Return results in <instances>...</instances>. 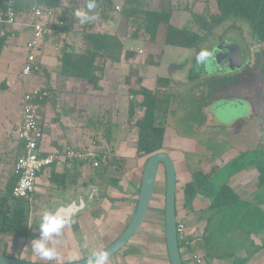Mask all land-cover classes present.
Wrapping results in <instances>:
<instances>
[{
	"label": "crops",
	"instance_id": "1",
	"mask_svg": "<svg viewBox=\"0 0 264 264\" xmlns=\"http://www.w3.org/2000/svg\"><path fill=\"white\" fill-rule=\"evenodd\" d=\"M112 1L114 2L116 8H119V5H122L124 2V0ZM155 1L156 0H149V3L156 6L154 4ZM158 1L160 0H157V2ZM71 4L77 10H82V6L77 0H72ZM154 6L150 7L151 10L158 11L159 9H156V7ZM18 21L22 22V25L18 23V25H16L15 27L14 36L9 37L8 39L6 38L5 45L0 52V58L2 56H5L6 58H9V61L10 59H12L13 61V51H17L19 47H22V43L19 37L21 33L22 35H28V39L24 42V48H26L25 44L30 39L31 31L30 29L24 27V24L28 22L27 19L25 20L24 18H19ZM123 24L124 23L116 12H112L110 19L106 22L99 19H94L86 23V25L92 26L93 31L114 34L122 37V39L124 40V48L126 47V49H129V51L134 53L133 57H131L130 59L122 58L119 63H106L104 71L102 73V78L99 81L100 90L92 89L91 86L87 85L85 82L77 81L74 79H67L55 73H51L48 76L47 73H49L51 69H53L57 65V58H50L49 55L46 58L47 63L42 60L40 55L38 57V63H40L45 73L42 70V72L31 74V76L38 77L39 85L36 87L22 85L20 87L22 96L24 93L38 90L44 91L46 93V99L43 102L40 110V124L43 132L40 150L42 155H47L48 153L55 152H59V154L58 159L50 167L44 169L38 175L36 185H41L50 192L48 194L51 196L50 201L55 200L54 195H57L59 193V190L55 188V185L51 184L48 180L52 171L57 174H61L63 172H71L73 176H78V178L76 179L78 184L75 186H71V188L66 190L68 193V199L78 200L79 198H82L85 202H88L89 196L91 194H93V197L96 196L98 192L97 190H99L100 188V185H83L84 182H90V178L94 173L93 167L89 164H86L81 169H75V167L70 164V159L64 160L63 152L65 150L99 151L100 155H102L104 159L109 156H125L124 159H126L127 167L125 168L124 175H122V177L124 178L125 175L131 172V170L132 172H134V177L128 179V185H131L133 189H126V187H124L123 183L120 180L117 189L109 187L107 190L108 194L111 196L113 195L115 198H127V202L117 203L113 207L110 206V204L103 205L102 203L105 212L103 213L101 219H94L91 216L92 211H90V207L82 214L75 217L73 219V222L71 223L76 224V228L77 226L78 228H80L81 232L80 234H78V236H82L85 239L88 237V230L84 228V225H87L89 228L91 227V225H95L96 231H94V235L99 239L98 242L102 243L100 249L112 243L125 229L122 219L120 220L121 217L124 218V213L125 215L128 214L131 219L133 213L132 211H130V206L128 205H131L130 202H133L132 192H137L136 196H134L137 204L138 192L144 168V166H140L141 163L139 160L141 159H137L135 157V142L137 139V129L135 126H133V128L131 129L128 128L127 131L124 132V136H122L123 139L120 142H112L111 145L114 147L110 146L108 142L109 139H113L115 141L118 131H124V126L122 127L124 119L127 127H130L126 118L128 102L126 96H124L126 89H124L125 85L123 83V79L126 76L128 70L130 68H134L138 71L139 77L142 78L140 84L151 91H156L158 89V91H160L159 96L162 98L163 95L161 94L165 90H171L172 85L176 84V81L169 79V77H165L162 79L168 80V84L162 87H157V79L159 77H156L155 74L150 73V71L153 72V69L160 67V65L167 66V64H165L166 59L175 56L179 59V63H173V67L177 68L180 72L182 71L181 68L185 59L192 56V50H194L165 45V36H162L163 39L161 38V40L159 39V36H157L160 29L162 28L161 26H159L158 28L155 41L148 42L144 39H134L132 37H128V35L126 36L123 30ZM79 26H81V24H79ZM232 27L235 28L234 26ZM238 33L239 36L236 38L235 44H238L240 48L242 47L244 49L247 57L252 52H258L257 50H260L256 48H261L262 45L257 44L258 42L256 40H254L252 47L247 48L246 39L244 40L245 34L243 35L239 30ZM73 41L74 49L78 48L79 43L77 38H73ZM136 42H141V45L137 44ZM45 43L41 42L42 47ZM144 44H147L148 47H144ZM139 51H141V53ZM167 52L169 53L166 54ZM146 54H149L151 58H146ZM24 62L22 63L20 70H22ZM20 75L21 72H18L16 76L11 72L10 62L6 68L1 69L0 71V87L3 88L0 91V120L4 119L9 121L5 126H2V130L0 128V189H3L7 180L11 176H13V165L17 157L22 153V144L19 141L16 133V127L21 122L22 103L21 109H19L18 113L16 111L14 101L12 102L10 100L11 97L13 98L15 96L18 83L21 82L24 78ZM28 76L29 75L25 77ZM241 85H234L225 88L224 90H222V92L214 94L216 101H214L216 104L215 107L213 105L214 102H212L208 107L201 108V110L199 111V113L201 114L200 121L204 123L215 120V116L213 114L214 110H212L211 108L213 107L215 110L219 109V104L224 107L227 106L229 102H231V104L229 105H233L232 107H237L238 105H240L238 101H244L249 102V106L251 107V109H253V106L255 105L252 98L253 96L251 93H249V89H247V86L245 88H242L240 87ZM132 88L137 89L135 85H133ZM182 100L183 98H181V101ZM249 100H251V102ZM168 107L166 106L165 112L163 114L164 117H167L168 122L164 126L165 133L163 140V149L161 151L167 153L174 163L176 172V186L177 184H179V182H181V187L183 188L186 183L192 180V175L195 172L200 171L204 174H208L210 171H212V174L207 183L197 190L196 196L193 199L191 206L186 208V213L188 214V216L191 215L194 217L197 216L199 218L206 219V227L208 224L207 219H209L212 215L218 213L216 211L208 210L209 205L213 202L217 195L218 189L216 194H213V190L205 188H207V186L209 185L210 179L214 175L216 170L220 169L221 167L225 168L228 166L236 165L237 168V172L231 175L229 181L225 183L231 188V190L238 198L237 204H235L233 207L245 204L248 206V208H252L253 206L254 208H256L257 205L263 204L264 184L258 186L259 173L256 166H253V164H244L243 162L242 164H237L239 159L247 155L246 151L250 150L249 146L239 147L238 149L231 147L229 152L225 151L221 154H211V152L201 148V145L194 138V135L188 134L189 132L182 133L174 126H171V124L169 123V118H171V116L173 119L176 117L182 119V117H180V113H176L175 111L171 113V111L168 110ZM170 113L172 114L171 116ZM250 113L252 116H248L247 118L253 117L257 125L253 134L252 143L257 147L263 148L262 143L264 140V128L260 126L262 119L254 114V109ZM137 115L141 116L142 111H138ZM180 119H178V121L176 122H180ZM238 119V121L242 120L241 118ZM134 122H131V124L134 125ZM169 127L172 128L169 129ZM196 130H198L199 132L201 129L196 128ZM74 142L76 144H74ZM250 146H252V144ZM32 198H35L36 200V197L33 196ZM102 200L106 201L105 199ZM60 201L61 202L59 204H63V201H65V199H61ZM65 203L69 202L66 201ZM123 204H125L126 206H122ZM56 207L57 205L52 207L50 206L49 211L50 209H54ZM109 208L111 209L109 210ZM113 212L117 213L113 214L112 217L115 216L118 219L106 233H103V231H105L107 228V225L105 223L108 221V218L106 217ZM258 235L264 238V232H261ZM6 238L12 239L9 237ZM14 239L16 238H13L12 240ZM26 239L27 238L20 240L24 241ZM256 243L258 252L251 255L246 264H264V243L260 242L259 240H256ZM100 249L95 250V252ZM254 250L246 252L245 254L239 256L237 259L248 257L252 252H254ZM201 251L203 252L204 264H207L208 262L209 264H217L216 261L222 264L219 259L215 258H221V256L214 255V258H211L212 255H210L209 253L208 244L206 242ZM76 260L78 259L63 260L59 258L56 261L37 260L36 262L64 263Z\"/></svg>",
	"mask_w": 264,
	"mask_h": 264
},
{
	"label": "rangeland",
	"instance_id": "2",
	"mask_svg": "<svg viewBox=\"0 0 264 264\" xmlns=\"http://www.w3.org/2000/svg\"><path fill=\"white\" fill-rule=\"evenodd\" d=\"M67 1L69 0H63L62 3L67 5L65 4ZM154 4L156 6L150 4L149 0H124L123 4L119 5L120 7L116 9L115 12L119 16L120 13L122 14V7L124 9H134L136 5L140 7L146 6L149 10H151V6H154L156 9H159L158 11L170 10L173 7L174 10L171 16V23L179 28L191 27L195 29L197 25L192 22V13L208 17L211 13L216 11L215 0H160L158 2L156 0ZM120 18L124 23L123 30L125 35L133 37L136 29V27L132 25L133 20L131 19H133V17L129 15L128 19H126L121 15ZM76 19L78 21V25L74 29L76 31H81L84 24H81L77 17ZM53 22L54 19H52V23ZM238 23H240L239 25L241 28L244 30L246 29L248 35H244V40L246 39L247 48H249V44H251V37L248 33L251 32L250 24L242 20L238 21ZM79 24H81V26H79ZM160 26L162 28L157 36H159V39L161 40L162 36H165L166 28L163 25ZM220 29L224 32V34L221 35V38L217 40L214 36L210 38L207 37V40H204L205 42L203 41L200 43L201 46H199L196 50H192L193 55L185 59L186 62L184 61L182 65V71L179 72L177 68L173 67V63H179V59L172 56V58L170 57L169 59H166L165 64H167V66L160 65V67L153 69V72L150 71V73H154L155 76L159 78L169 77V79L176 81V84L172 85L171 90H165L161 94L163 95L162 100L168 99V103L170 104L164 103V108L169 105L168 110L171 111V113L175 111L176 113H180V117H182V119L178 117L173 119L171 116L172 114L170 113L171 118H169V123L171 126H174L182 133L189 132L188 134L194 135V138L201 145V148L211 152V154H221L225 151L229 152L231 147L238 149L239 147L249 146L250 150L246 151L247 155L239 159L237 164H242L243 162L244 164H253V166H264V147H257L252 143L255 127H257L256 122L253 117L247 118L248 116H252L250 112L254 109V114L262 119L260 126L264 128V85H262L261 80L259 79L257 69L253 70L257 62V52H252L247 57L244 49L242 47L240 48L238 44H235V40L239 36L238 29L233 27L227 29L225 26L219 28V30ZM19 37L22 47H19L17 51H13V61L12 59L9 61V58H6L5 56L0 58V71L1 69L6 68L10 62L11 72L15 74V76L18 72H21V65L27 56V50L24 48V42L28 39V35H22L21 33ZM145 38H147V36L143 38L147 41ZM55 43H57L56 39L50 37L49 41L43 44V47L38 55L41 56L44 62L47 63L46 58L48 55L50 58H57L56 56L59 48ZM136 43L141 45V42ZM144 47H148V45L144 44ZM203 47L215 50L216 52V65L214 70L209 71L203 66L197 67L196 65L195 57L201 49H204ZM233 48H238V50L233 53L235 50ZM124 49L129 50L126 49V47ZM256 49L261 48L257 47ZM226 52H229L231 57L227 56V58H224L223 55H225L224 53ZM168 53L169 52L166 54ZM145 57L149 59L151 58L149 54H146ZM127 75L128 72L126 76ZM23 77L22 81L19 79L21 82L18 83L15 96L10 98L12 102L14 101L16 111L18 113L19 109H21V99L23 97L20 92V87L22 85L34 87L39 85V79L37 76L29 75L28 77ZM236 79L246 82L242 83V85L240 84V87L245 88L247 86L249 93L252 94V98L255 103L253 109L249 106V102L244 101H238L240 105L237 107L229 105L231 102L224 107L219 104V109L215 110L213 107L211 108L214 110L213 114L215 116V120L202 123V121H200L201 114L196 109L197 105L203 104L205 101L209 102L213 95V89L220 88L228 82L235 83ZM133 85L137 87L136 84ZM228 86L231 87L234 85L229 83ZM127 88L128 85H125L124 89ZM124 96H126L127 99L126 91ZM194 97L197 98V100H195ZM181 98H183L182 101ZM249 101L251 102V100ZM215 102L213 104L214 107L216 105ZM163 114L164 113H159L157 115V121L165 126L168 120ZM238 118H241L242 120L238 121ZM178 119H180V122H176ZM134 121L135 119L132 120V122ZM7 122L9 121L4 119L0 120L1 130L2 126H5ZM128 125L130 127H127L124 119L122 125V127L124 126V131L121 132L120 130L117 132V138L115 141L113 139H109L108 142L110 146H112V142H120L123 139L122 136H124V132H126L128 128L131 129L134 126L133 124ZM171 128L172 127H169V129ZM196 128L201 130L198 132ZM74 144L76 143L74 142ZM251 144L252 146H250ZM120 157L125 158V156ZM147 158L148 156L137 158L141 159L139 160L141 163L140 166H144ZM236 172V165L225 168L221 167L216 170L210 179L209 185L205 189L213 190L212 193L216 194L218 187L222 183H227L230 176ZM105 175L107 177L118 178L119 181L121 180L126 189H133L131 185H128V179L134 177V172H132V170L129 174L125 175V179L122 177V174L112 168L108 169L105 172ZM181 186V182H179L176 186L177 222L183 229V235L191 239L189 247H192L191 253L182 249L183 264H204L203 252L201 250L203 249L202 246H204L205 242L208 244L209 253L212 255L211 258H214V255L221 256V258H215L219 259L222 264H233V261H235L239 256L245 254L246 252H250V250L253 251L254 249H257L256 240L264 243V238L258 235L259 233L264 232V203L257 205V209L254 208V206L252 207L253 209L248 208L245 204L237 205L231 209L229 208L230 210L228 208L222 209L218 211L217 214H214L207 219L208 224L205 227L206 219L191 215L188 216L186 213L187 211L184 207ZM108 188L109 187H105V191H107ZM100 189L101 188H99V190ZM99 190L97 191L99 192ZM49 193L50 192L43 186L35 185L33 196L36 197V200L34 198L31 201L32 205L29 217V236L24 241L20 239L12 240L4 237L0 240V252L5 250L8 255L27 261L36 262L37 260H42L40 258L38 259L30 248L31 241L39 237L38 229L41 217L46 210H49L50 206L52 207L57 205L58 207L61 205L62 203L59 204L61 199H65L63 203L66 201L70 203L72 201L71 199H68L67 191H59L57 195H54L55 200L53 201H50L51 196L48 195ZM136 193L137 192H132L133 202H130L131 205H128L130 206V211H132V213L136 205L134 198ZM97 196H94L92 199L91 208L89 207L90 211L93 212L101 210V212L104 213L105 209H103V205H109V203L100 199L96 200ZM164 197L165 174L163 167L160 166L151 202L141 226L128 244H126V246L114 257L108 259V264H169L164 239ZM122 206L126 205L123 204ZM110 209L111 208H109V210ZM116 213L117 212H113L106 217L108 218V221L105 223L107 228L103 231V233H106L118 219L115 216L112 217V215ZM101 215L102 214H100V216ZM123 217L124 218H119L120 220L122 219L123 226L125 228V226H127L130 222V216L128 214L125 215L124 213ZM72 225L75 226L76 224H70L65 227L62 230L61 235L54 237L49 243V246L55 248L58 252L59 258L63 260L81 259L83 256L89 255L90 253L95 252V250L100 249L102 243L98 242L99 239L94 235V231H96L95 225H91L90 228L87 225H84V228L88 230V237L86 239L82 236H78L81 232L80 228L77 226V228L74 229ZM216 263L220 264L218 261H216ZM207 264H209V262Z\"/></svg>",
	"mask_w": 264,
	"mask_h": 264
},
{
	"label": "trees",
	"instance_id": "3",
	"mask_svg": "<svg viewBox=\"0 0 264 264\" xmlns=\"http://www.w3.org/2000/svg\"><path fill=\"white\" fill-rule=\"evenodd\" d=\"M62 1L63 0H15L14 9L16 16L20 19L24 18L25 20L29 18L32 7L39 8L44 15L51 13V23L48 26V32L42 39V43L48 42L51 37L56 39L57 43L55 44L58 45L59 49L57 53V65L47 73L48 76L51 73H55L67 79L85 82L87 85L91 86L92 89L100 90L99 81L102 78L106 63H119L122 58L127 59L133 57L134 53L124 49V40L122 37L93 31L92 26L86 25V23L81 31H76L74 28L78 25V21L74 12L77 9L73 7L71 0L65 3L67 5H64ZM78 2L83 10L87 0H78ZM96 4L97 7L93 10L97 17L96 19L105 22L110 19L111 13L118 9L115 7L112 0H96ZM137 6L138 5H136L134 9H124L122 7V14L120 13L119 15L120 17L122 15L126 19H128L129 15L133 17V19H131L133 20L132 25H134L136 29L132 38L143 39L147 36L145 39L148 42H154L159 26L163 25L166 28L165 45L177 48L197 49L201 46L200 43L207 40V37L210 38L214 36L218 40L221 38V35L224 34L222 29L219 30V28L223 26L227 29L234 26L243 35L247 34V32L241 28L238 21L242 20L249 23L251 29V32H249L251 37L250 47L253 46L254 40H257V42L262 45L261 49L256 53L257 62L253 70L257 69L259 79L262 85H264V0H215L216 11L211 13L208 17L191 14L192 22L197 25L195 29L191 27L179 28L174 26L171 23V16L174 10L173 7L169 11H155L149 10L146 6ZM52 19H54L53 23ZM73 38H77L79 43L78 48L74 49V51H72V46L74 44ZM5 42L6 37H0V52ZM42 70V66L40 65V72H42ZM43 72L45 73L44 70ZM238 80L239 79H236L235 83L228 82L220 88L213 89V95L209 102L205 101L203 104L197 105L196 109L200 111L201 108L208 107L215 101L214 94L222 92L223 88H228L229 83L233 85L246 83L245 81ZM141 81L142 78L139 77L138 71L134 68H130L128 75L123 79L124 85H128L126 89L128 102L127 122L131 124L132 120L135 119L134 126L137 129V139L135 142L136 158L150 156L163 149L165 128L162 123L157 121V115L165 112L164 103L168 104L169 102L168 99L162 100L159 96L160 91H151L143 87L140 84ZM133 84L137 85V89L132 88ZM167 84L168 80L162 78L157 79V87H162ZM2 89L3 88L0 87V91ZM38 92L42 96L39 102L40 115L41 106L46 99V93L40 90H38ZM194 99L197 100L195 97ZM138 111H142L141 116L137 115ZM19 141L23 147V142L21 140ZM262 145L264 147V140ZM95 152L97 153L99 166L93 168L94 174L90 178V182H84L83 185H100L99 187L101 189L97 194L98 196L96 195V200L105 199L112 207L117 203L127 202V198H115L105 191V187L117 189L119 184L118 178L107 177L105 172L112 168L124 175L125 168L127 167L126 159L115 156H109L104 159L99 151ZM69 162L75 169H81L86 164L90 165L92 163L75 159H71ZM256 168L259 173L258 186H261L264 184V166L259 165L256 166ZM211 174L212 171L208 174H204L200 171L195 172L192 175V180L183 186L182 197L185 208L191 206L197 190L207 183ZM77 178L78 176H73L71 172L57 174L52 171L48 180L51 184L55 185L57 190L66 191L71 188V186L78 184ZM16 181L17 177L13 175L7 180L4 188L0 189V240L4 237L25 239L29 236V217L32 202L15 199L11 195ZM237 202V196L228 185L223 183L219 186L217 195L209 205L208 210L218 212L222 209L233 207ZM100 214L102 215L100 216ZM91 216L94 219H101L103 213L101 210H96L91 213ZM177 225L179 226L178 222ZM73 228L76 229V226H73ZM190 240L191 239L187 236L183 239L178 238L179 250L182 251V249H185L191 253L192 247H189ZM256 252H258V249H255L254 252L246 258L236 259L233 261V264H246L250 256ZM0 254L11 256L8 255L5 250L1 251ZM180 255L182 258L183 251L180 252Z\"/></svg>",
	"mask_w": 264,
	"mask_h": 264
},
{
	"label": "built area",
	"instance_id": "4",
	"mask_svg": "<svg viewBox=\"0 0 264 264\" xmlns=\"http://www.w3.org/2000/svg\"><path fill=\"white\" fill-rule=\"evenodd\" d=\"M15 0H0V37H13L15 27L22 22L18 21L14 9ZM51 13L44 15L37 7H32L27 23L24 27L30 29L31 36L25 44L27 56L21 70L20 76L31 75L40 72V63H38V53L42 45V39L48 32V26ZM141 53V51H139ZM42 96L38 91L27 92L22 97V116L21 122L16 127V133L19 140L23 142L22 153L17 157L12 174L17 177V181L12 189L11 195L15 199L30 201L34 194V187L37 183L38 175L46 168L50 167L57 159L59 152L42 155L40 144L43 138V132L40 124L39 109ZM65 159H75L78 161L92 162L93 168L99 166L97 153L94 150L73 151L65 150L63 152ZM183 229L177 227L178 238L183 239ZM188 244V243H186Z\"/></svg>",
	"mask_w": 264,
	"mask_h": 264
},
{
	"label": "water",
	"instance_id": "5",
	"mask_svg": "<svg viewBox=\"0 0 264 264\" xmlns=\"http://www.w3.org/2000/svg\"><path fill=\"white\" fill-rule=\"evenodd\" d=\"M235 51L238 48H233ZM72 51H74V47L72 46ZM224 58L231 55L229 52L224 53ZM160 166L164 169L165 174V197H164V239H165V247L166 253L168 257L169 264H183L180 250L178 246V235H177V215H176V172L175 166L171 159V157L162 151L153 153L148 156L146 163L143 168L137 204L133 215L130 219V222L122 231V233L107 247L102 249L101 251H107L109 253V258L117 254L120 250H122L126 244L131 240L134 234L137 232L139 227L141 226L150 202L153 195L154 186L157 179V174ZM95 191V189H94ZM93 194H91L88 198V202H85L82 198L78 200H72L70 203H75L79 206L83 203L84 207L76 213L73 217H77L86 211L91 203H92ZM70 203H63L60 206H66ZM57 208V207H56ZM56 208L51 209L50 211H54ZM90 257V256H89ZM86 257L84 259L73 261V262H64V263H44V262H33L27 261L20 258H14L11 256H5L0 254V264H86Z\"/></svg>",
	"mask_w": 264,
	"mask_h": 264
},
{
	"label": "clouds",
	"instance_id": "6",
	"mask_svg": "<svg viewBox=\"0 0 264 264\" xmlns=\"http://www.w3.org/2000/svg\"><path fill=\"white\" fill-rule=\"evenodd\" d=\"M97 7L96 0H87L83 10H76L75 17L81 24H85L96 19L94 9ZM216 52L207 48L201 49L195 57L197 67L203 66L209 71L214 70L216 65ZM84 207L83 203L77 206L70 203L66 206L57 207L54 211L46 210L41 217L39 224V237L33 239L30 248L34 254L42 260L52 261L59 258L55 248L50 247L49 243L54 237L61 235L62 230L73 222V217ZM109 253L105 251L93 252L86 259V264H108Z\"/></svg>",
	"mask_w": 264,
	"mask_h": 264
},
{
	"label": "flooded vegetation",
	"instance_id": "7",
	"mask_svg": "<svg viewBox=\"0 0 264 264\" xmlns=\"http://www.w3.org/2000/svg\"><path fill=\"white\" fill-rule=\"evenodd\" d=\"M32 200H33V198H32L30 201H32ZM108 245H109V244H108ZM108 245H107V246H108ZM107 246H105V247H107ZM105 247H104V248H105ZM202 247H204V246H202ZM104 248H102V249H104ZM102 249H100V250H98V251H101ZM119 252H120V251H119ZM180 252H182V251H180ZM115 255H116V254H115ZM115 255H114V256H115ZM89 256H91V254H89V255H85V256H83L81 259H84V258L89 257ZM114 256H112V257H114ZM112 257H111V258H112ZM81 259H78V260H81ZM109 259H110V258H109ZM78 260H76V261H78ZM33 262H34V261H33ZM72 262H73V261H72ZM44 263H45V262H44Z\"/></svg>",
	"mask_w": 264,
	"mask_h": 264
}]
</instances>
